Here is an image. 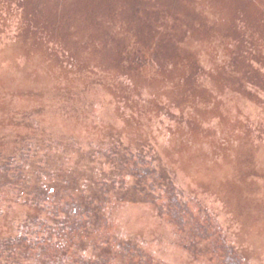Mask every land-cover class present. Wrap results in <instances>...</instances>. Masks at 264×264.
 I'll return each mask as SVG.
<instances>
[{
    "label": "rangeland",
    "instance_id": "rangeland-1",
    "mask_svg": "<svg viewBox=\"0 0 264 264\" xmlns=\"http://www.w3.org/2000/svg\"><path fill=\"white\" fill-rule=\"evenodd\" d=\"M146 1L0 0V244L48 219L34 203L105 200L75 255L111 238L150 264H264V0Z\"/></svg>",
    "mask_w": 264,
    "mask_h": 264
},
{
    "label": "trees",
    "instance_id": "trees-1",
    "mask_svg": "<svg viewBox=\"0 0 264 264\" xmlns=\"http://www.w3.org/2000/svg\"><path fill=\"white\" fill-rule=\"evenodd\" d=\"M143 1L147 3L146 0H139L141 4L144 5ZM150 4L153 2L151 0L148 1ZM126 10V8H124ZM125 10L124 12H121L117 9L115 14L113 13L112 20L115 21H124L126 20L125 16ZM148 8L146 9V11ZM123 13V14H122ZM153 15L156 21L158 20H164L168 18V12H155ZM177 20L175 23L179 22L180 17L176 16ZM154 21V20H153ZM161 23V22H160ZM128 24L125 23L124 26H127ZM110 29V28H109ZM156 29V28H155ZM159 31V29H158ZM134 32H131L130 38L133 36ZM107 39H114L115 34H107ZM120 39H123L126 37V35L129 36L128 33H124V31L121 32ZM127 152H129L127 150ZM130 153V152H129ZM145 152L138 153V157L145 155ZM148 154V152H147ZM146 154V155H147ZM130 155V154H129ZM129 155H127L129 157ZM137 155V154H135ZM153 157H155V154L153 153ZM152 158V157H151ZM151 158H149L151 160ZM130 159V158H128ZM140 159V158H138ZM155 159V158H154ZM116 158H114V161ZM121 163L120 166L122 168V171H125L129 173V176H132L136 179L135 186L136 188H142L141 184L144 185L143 188L147 187L146 181L147 178H150L149 171L146 172L145 165L146 163L138 161L135 164L131 166L129 171H126V166L128 163H126V159L124 158L120 159ZM148 160V159H147ZM149 161V160H148ZM115 164L114 169L117 166L118 162H114ZM152 163V162H151ZM144 168V169H142ZM142 169V170H140ZM121 171V170H120ZM122 173V172H121ZM146 179V180H145ZM142 188V189H143ZM34 205L39 210H44L48 213V219L41 220L35 219L34 221L30 222L28 225L26 224V228H28L31 225V229H21L18 228V235L9 237L8 239L4 240L0 244V253H1V261L3 264H109L113 261L114 255L116 253H120L125 256V259L129 261H133L134 257H138L139 263L141 264H150L147 257L144 256L142 253H137L136 248H131L126 244L120 243L115 239L106 238V239H97L98 241H95L94 239L86 240V246L89 245V251L91 252L85 256L83 254V249L78 252V255H75L72 250H70L72 245V242H75V239L78 237V235L72 236V232L74 230H77L78 232L81 230H84L83 234H85V231L87 229V226L89 223H91L92 227L89 228V231L91 229H100L107 224V216H106V210L107 205L105 200L101 201H93L89 203H80L76 202V204L73 206V208L68 211L66 209L67 206H64L61 210V213L55 212L52 208H49V206H46L45 204H37L34 203ZM178 207V206H177ZM50 209V210H49ZM52 209V210H51ZM162 213L163 211L160 210ZM85 217L86 221L83 220ZM178 220V219H177ZM42 228H47L48 232H51V235H48L49 237H44L45 231L42 230ZM27 231H30L31 233H34L35 235L29 234ZM64 232V233H63ZM43 234L42 240L40 241L39 235ZM58 234L57 237L63 238V236H66V246L64 248L60 247L58 244H54L51 247L49 244L46 245L47 241H52L54 238V235ZM86 236V235H85ZM87 238V236H86ZM64 239V238H63ZM85 241V240H84ZM82 241V243L84 242ZM82 243L78 244L82 248ZM51 250V251H50ZM50 251V252H49ZM18 252L19 258H16L15 255ZM139 255V256H138Z\"/></svg>",
    "mask_w": 264,
    "mask_h": 264
}]
</instances>
